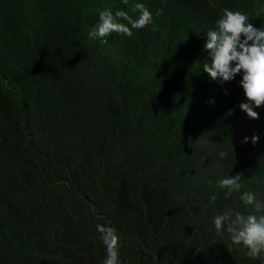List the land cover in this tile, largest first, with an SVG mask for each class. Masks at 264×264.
<instances>
[{"label": "trees", "instance_id": "16d2710c", "mask_svg": "<svg viewBox=\"0 0 264 264\" xmlns=\"http://www.w3.org/2000/svg\"><path fill=\"white\" fill-rule=\"evenodd\" d=\"M135 3L151 25L89 37ZM224 8L264 26V0H0V264H103L97 225L121 264H264L213 223L264 200V107L203 72Z\"/></svg>", "mask_w": 264, "mask_h": 264}, {"label": "clouds", "instance_id": "9594fccd", "mask_svg": "<svg viewBox=\"0 0 264 264\" xmlns=\"http://www.w3.org/2000/svg\"><path fill=\"white\" fill-rule=\"evenodd\" d=\"M127 3V0H125ZM136 17L123 10L111 9L99 13L98 23L89 32L90 38H104L113 33L131 37L134 31L144 29L153 23V15L143 3H135ZM264 12V9H261ZM204 50L208 53L203 72L213 81L221 84L242 78L239 86L244 91L246 102L239 108L251 120L259 119L256 109L264 107V26L256 27L248 14L240 10L222 9L214 30L206 33ZM258 137L253 136L256 143ZM244 143H247L245 138ZM226 157L227 153H220ZM243 173L227 176L218 181L217 187L225 189V198L240 191ZM216 200V195L211 197ZM240 200L252 211L245 214L232 209L217 214L213 223L217 235L225 232L233 245L243 246L253 259L264 254V200H259L254 192H243ZM100 240L106 248L103 264H121V237L111 226L97 225Z\"/></svg>", "mask_w": 264, "mask_h": 264}]
</instances>
